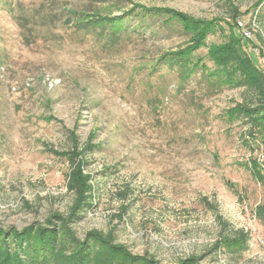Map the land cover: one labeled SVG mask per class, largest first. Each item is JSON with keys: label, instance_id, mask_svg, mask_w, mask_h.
<instances>
[{"label": "rangeland", "instance_id": "obj_1", "mask_svg": "<svg viewBox=\"0 0 264 264\" xmlns=\"http://www.w3.org/2000/svg\"><path fill=\"white\" fill-rule=\"evenodd\" d=\"M9 1L12 13L0 1L1 226L23 229L69 211L75 137L79 149L94 146L81 165L92 205L72 223L80 238L96 229L162 263L194 255L203 264H264V224L255 214L264 184L247 167L264 158V146L250 139L249 120L232 112L253 92L155 67L162 52L185 46L180 33L141 29L110 45L62 23L21 26L13 13L30 14L43 2ZM135 4L236 22L249 48L264 53V0L125 2ZM221 39L215 33L207 44ZM193 59L216 66L206 48ZM242 232L246 248L238 250Z\"/></svg>", "mask_w": 264, "mask_h": 264}, {"label": "trees", "instance_id": "obj_2", "mask_svg": "<svg viewBox=\"0 0 264 264\" xmlns=\"http://www.w3.org/2000/svg\"><path fill=\"white\" fill-rule=\"evenodd\" d=\"M0 1L11 13L14 11L9 0ZM127 1L86 0L85 4L77 7L67 0H42V7L35 12L13 14L24 27L49 28L62 23L63 26L73 27V35H91L110 45L120 43L141 29H151L154 33L177 32L186 36L185 46L162 52L155 61V67L178 71L184 79L200 72L210 88L245 87L251 90L254 99L240 104L232 112L236 117L243 116L249 120L250 139L255 145L264 146V68L259 65V57L264 53L262 50L260 54L251 50L247 39L236 29L235 21L241 13L236 10L231 13L234 26L224 18H196L166 7L135 4L128 8L125 6ZM116 11L121 13L115 14ZM155 22L157 26L153 29ZM223 23L227 24V28ZM218 32L222 39L207 44L208 38ZM202 48L207 49V56L216 65L215 68L208 67L202 59L194 61L195 52ZM77 143L74 137V148L68 152L75 161L67 181V187L75 195L69 211L65 214L54 211L47 216L44 224L35 221L23 229L13 226L3 228L0 224V264H203L201 256L192 255L162 263L148 252L131 253L96 229L80 238L72 223L86 207L92 205V185L81 165L86 161V150L94 146L89 143L79 149ZM247 167L254 178L264 184V158H252ZM255 214L264 224V203L256 206ZM239 237L238 250L245 249L246 235L242 232Z\"/></svg>", "mask_w": 264, "mask_h": 264}]
</instances>
